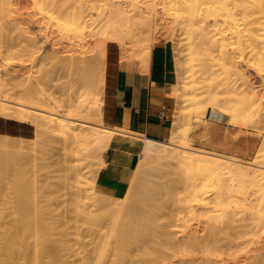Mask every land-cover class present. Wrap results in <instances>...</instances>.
<instances>
[{
	"label": "bare ground",
	"instance_id": "1",
	"mask_svg": "<svg viewBox=\"0 0 264 264\" xmlns=\"http://www.w3.org/2000/svg\"><path fill=\"white\" fill-rule=\"evenodd\" d=\"M139 4L141 6H139ZM156 6H159L162 14L171 15L172 18H174L173 23H175L177 28L179 27V30L181 32L183 31L182 34L185 33L186 36V45H183L184 47L186 46L184 54L188 56L186 57L185 55V57L186 59L189 58L186 65L184 63L187 62V60H184L185 62L183 63V65H185L183 72L186 77H183L184 74L180 76L177 74L178 70H176V68L181 70L183 68L177 67L178 64L174 60V78L172 83L173 90L180 91V93L182 90L185 91L183 85L186 84L187 80L188 83L191 81V88L193 85H198L195 86V89L197 90H203L206 88V91H203L205 94L207 93V96L209 95L208 97H205L208 98V100L205 99L208 101L207 103L204 102L205 100L202 101V99H199L203 96L202 94H204L202 92L201 96L199 94L200 91L199 93H196L201 96L199 97L197 95L199 97L198 100L196 99L197 97L194 98L195 96H189L188 99H186V102H189L191 108L194 107L195 109V107H199V109L195 111L196 114L199 113L203 107L204 114L205 106L208 105L211 109L210 117L212 121L223 120L224 116L228 114H231L232 119H234V115H237L235 114L236 109H238V107L241 108V106L236 107L235 104L241 105L244 100V110L241 112L243 120L252 119V115L256 117L257 114V116L261 115L259 117H262L261 119H263L264 122V0H0V48H3L2 50L0 49V66H2L1 63L4 61L3 54L5 52H11L12 49L16 48L14 54L12 53L8 64L18 67L17 69H11V72L6 70L4 74H0V117L33 126L36 130V136L31 139L0 135L3 139H9V142H7V140L5 141V139L4 141L0 140V200L6 201L10 205L11 210V220L9 224L4 227H0V264H65L61 257L63 258L62 252L66 250L67 242L65 241H68L66 239L69 238L66 236H69L71 233L68 231L69 234L66 235L68 229L66 228L67 226H63L64 223L59 224V221L54 222V220H56L52 215L54 212L49 214L50 210H47L48 206L47 208L43 207L46 208L44 210L41 208V206H43V202L47 198V195L46 197L45 195L43 196V192L47 190L46 187L48 186H45L46 182H44L43 186L39 185V183L41 184L42 182V179H40V182L38 181L40 177L38 179L37 177L34 179L32 178V182H30L32 179L28 181L29 173L27 174V167L25 168V166L29 163L32 165V162L30 159H27V157L30 156V158L33 159V153L30 154L29 152L35 150L37 146L42 145L46 140H52V138L56 136L59 137L62 142L61 149L64 156L63 158L65 159L61 160H64L63 163L67 169L65 167L64 168L66 172H71V175L69 174L71 177L69 181L72 182L71 185L68 183L70 185L68 186V189L72 187V189L74 188L73 190H75V193L74 191H69V193H72V195L75 196L71 197V194L69 196L72 198V201L78 200L81 202L83 199L82 203L84 204L85 201L87 202V200H89L88 203L90 206L86 203L85 207H88L86 209L88 210L90 207L91 209H95L91 211L89 209L86 211L85 207H83L81 211L78 208V201H75L76 203L74 201L72 202L75 203V205L72 204L73 206H76V204L78 205L74 208L76 210L75 213L77 212V218L80 217L82 219V223L80 224L83 225L84 223L89 227L87 229L90 234L93 235L91 238L92 241L94 239L99 242L101 253L98 254V256L100 257L101 255V257L100 259L98 257L99 260H97L95 259L96 257L94 258L93 256L94 260L97 262L99 261L98 263L96 261V263L92 262L93 264H143L138 261H141L142 259L143 261H146L150 256V259L153 260H149L151 264H167L171 257H175L174 252L176 251L181 253V256L180 253L179 256L181 258L183 257L182 259L185 258L184 252H181L183 248H179L184 243L185 247L190 249L189 251L191 252V256L187 255V259H185L186 261L190 257L198 258L200 256L198 255L197 257L194 253H192V247L194 249L193 251H195V249L199 251L200 249V251L206 255L203 256L201 253V256H203V258L205 257L206 260L209 258V255L211 257H215V261L210 262L211 264L214 262V264H228L225 262L223 256L227 255L230 250L240 247L238 242V239L242 238L240 236L250 235L252 238H255V236H258L260 233H264V193L257 196H260L259 198L261 199L263 197L261 202L259 201V198H255V195L252 193L254 198L251 196V200L253 199L255 201L257 199L256 201L263 205L262 208L259 207L258 203H256L258 207L256 209L255 206H253L255 203L253 204V201L248 202V198L236 200L234 197L229 196V189L227 190V187H225L228 185L225 180L233 181L236 179L243 180L244 182L248 181L250 186H255L259 183V181L263 182L264 149L261 151V155L260 153L255 155V157H257L259 154V160L254 159L255 161L253 160V162H241L236 159L228 160L229 158L226 161V159L220 155L194 150V148L192 149L190 145L188 146L186 143L187 140L181 142V140H185L184 138L187 135L184 133L187 132L182 130V127L184 126L181 127L180 123L183 125L184 118L185 120L186 118L189 119L187 116L184 117L181 111L180 113H177L180 115H177L176 112L174 113L176 115L172 117L173 121L170 136L165 141H156L144 138L143 135H137L140 137L139 139L143 140L142 144H140L137 148L139 162L130 173L128 177V185L126 184L127 188L121 197L106 195L97 190L95 179L96 176H98L97 174L99 170L105 166L104 157L109 150H112L111 147H119L120 140L117 139L115 135L122 131L115 128L113 125L116 87L114 81L116 80L117 65L120 59L126 57L124 59L140 62L143 70H146V72L149 69L148 66L150 63L151 51L153 45L157 41L156 37H158L154 35L156 28L153 23V21L156 20L154 16H157L155 14L156 9L154 8ZM128 7H131L132 9ZM39 21H41V23ZM45 21L49 22L47 23L48 26L50 22H53L54 25H61L62 27H57L58 29L56 26L53 27L56 29H51L59 33V31L63 28V30H65L71 38H76V41H81L82 38L88 37L93 40V46L97 45L95 39H98L99 42L102 41L100 43L107 46L105 48L102 45L104 48L101 49V51H98L96 56H89L87 59H79L78 57L64 59L59 56L60 53H57L59 51L56 50L57 48H52V46L54 47L53 44L55 42H49L52 45H50L52 54L48 53L49 57H47L49 61L47 62H49V65L55 67L54 71H58L59 69H63L65 71L67 70L70 72V75L73 73V75L78 78L81 83L79 81L78 82L82 84V86L85 84L84 88L86 94L88 95L86 103H76L73 98L66 95V89H61L60 97H56L53 93H47V90L54 85V81L51 79V76L53 75L51 74L50 76L51 71L48 72L51 69L49 68L47 71V68H44L45 65L43 63L40 64L43 70H41V73H33L28 68L25 69V65L30 66L34 59V55L38 52L36 50L37 52L33 53V47H35L38 42L36 37H33L34 34L31 37L29 35L31 33H23L24 27L26 28L25 25H29V23L36 26L38 22L42 24L45 23ZM45 25L44 28H47L48 26L45 27ZM22 26L24 27L22 28ZM41 26H43V24ZM39 28L36 29L37 34L40 30L44 29L42 28L38 30ZM52 30H50V32ZM43 31L47 33L48 29L47 31L46 29ZM43 31H40L43 36L39 33V37H45L46 33L44 35ZM61 34L62 33L58 35L64 36V33L62 35ZM19 38L21 43L18 42ZM71 38L69 40H71ZM74 39L72 40L74 41ZM182 39H184V37ZM43 40L46 41L45 39ZM82 40H85V38ZM176 41L178 42V40ZM15 42L20 43V46ZM77 43L80 44L79 42ZM77 43L76 47H78ZM82 43L83 41L80 45H82ZM69 45H73L72 41ZM112 46V49H114V47L118 48L122 46L121 50L123 51H120L119 53L118 50H120V48L117 50L115 49L118 51V57L116 54L114 59L113 55V57L111 56L112 59L111 57L109 59L104 52H107L109 47L111 48ZM73 47L72 50H74ZM86 47L89 46L86 45ZM92 48L89 49V52L93 51ZM80 49L84 50V47H80ZM74 51L78 50L75 49ZM116 51H114V55ZM85 52H87V50ZM111 54H113V52ZM140 55L142 56L139 57ZM109 64L112 68H110ZM96 67H98L102 73L97 74L93 70L97 69ZM86 69L90 70V72L88 71L89 73H91L92 69L95 72L94 74L92 71V75L94 76L88 75L89 73H86L87 75H85ZM141 69H139V71ZM107 70L113 72L110 74ZM1 71L3 73V70ZM35 71L37 70L35 69ZM243 71L248 72V75L244 74ZM106 72L111 76L113 75V77H111V79L113 78L112 82L110 81L111 79L108 78L110 77L109 74L107 76ZM73 75L71 76L74 77ZM179 77L180 79L183 77L187 80L185 81L182 78L183 80L181 79V82H178V80L180 81ZM53 80H55L54 77ZM51 83L52 85L50 86ZM180 83L183 84L180 85ZM179 85L182 90H180ZM46 86L47 88L49 86L50 87L46 90ZM101 88L104 89V92L101 91ZM193 90L192 94L194 95L195 93H193ZM237 95H239V99L241 101L238 97H235ZM175 97L180 98L181 96L177 95ZM236 98L241 103L234 102V105H232L233 100L235 101ZM200 100L202 101V104L205 103V106H201ZM199 104L202 109H200L201 107ZM238 110L241 111V109ZM238 114H240V112H238ZM187 115L189 116L190 114ZM231 116L228 115V118L230 119ZM189 117H191V115ZM236 118L240 117L236 116ZM236 118L235 121H242L241 119ZM232 119L230 120L232 121ZM261 119L258 118L260 122H262ZM230 120L228 121L231 122ZM237 123L235 122L236 125H234L238 126L240 124ZM248 123H250L249 120L246 124L248 125ZM256 124L258 125V123ZM242 125L241 127H244V124ZM247 125L245 127H247ZM252 125L249 129H252ZM256 131L259 130L256 129ZM131 135L136 136L134 134ZM10 139H19L20 141L13 143L10 142ZM22 141H26L27 144L22 143ZM180 142L181 144L183 143V146L178 144ZM67 146L69 147V150L67 149ZM71 147L72 149H70ZM21 157L22 159L28 161L24 164L19 163ZM96 159L98 160V162L96 161L97 166L95 165L96 162H93ZM13 160L15 163L18 161L19 166L15 167L18 169L12 167L15 166V163L11 164ZM58 161L56 160L57 163ZM153 161L156 163L161 162V165H164L165 162L168 168L170 165H175L179 167V169L182 168L183 174L186 173L184 178L188 176V178H186L188 179L187 182L190 181V184H188V189H190V191H187L188 189L186 187L183 188V182L181 183L182 180L180 181L177 178L179 175H177V177L176 175L171 176L175 179L174 181L172 178L169 179L167 177L169 176L167 172L168 170L166 171L167 173H165L167 174V176L165 175V178L162 177L163 174L161 171L162 175L160 178H168L167 180L169 182L167 180L165 183H162L159 180L158 182L161 183H158L157 180L155 181L151 174L152 168H154V166L152 167V163H154ZM63 163L61 165H63ZM91 166H93V168ZM170 167L171 168H169V170L174 168L172 166ZM44 168L46 167L43 166V169ZM183 168L186 170L184 171ZM90 169L92 170V184H89L90 188H87L88 184L86 187L87 182H83V180H85L83 177L85 175L86 177L88 176L91 172ZM157 170L158 167H156V172ZM37 171L38 170H36V172ZM40 171L43 172V170ZM46 171H48V169ZM46 171L45 174L47 173ZM175 171L174 174H176ZM36 172H33L35 173V176H39V171L37 174ZM159 172L160 171H158V174ZM172 173L173 170L171 175ZM45 174L43 175L44 178ZM32 175L34 176V174ZM32 175L30 176L33 177ZM50 178L51 177H49V179ZM208 181H215L213 182L214 185H211L213 183H209ZM243 181L241 182L243 183ZM49 182L52 183L51 180L48 181V183ZM180 184L182 186V190L187 189L186 191L189 194H187L184 190L183 193L181 189L178 188ZM245 184L242 186L244 187ZM208 185H210L214 191L216 189V195L211 197V199L209 198L210 195H207L208 188H211ZM260 186L261 185H259V187ZM263 186L262 188L260 187V191L256 189L258 193H262L264 190ZM246 187L248 188V186H245L244 188ZM175 188H178L177 190L185 194V196L178 195ZM72 189L70 188V190ZM159 189L163 190V193H165L166 197L161 194V196H164L165 199L159 196ZM45 193L46 192H44V194ZM243 196L245 197V194ZM73 197H75V199H73ZM49 199L47 198L46 200ZM70 206L71 205H69V207ZM41 209L43 211L46 210L48 214L46 212H44L46 215L42 213ZM236 209L237 211L239 209L244 212L246 210L250 214V220L246 221L247 217H244L245 220L241 217V219H239V216H236ZM70 210L74 211L72 209ZM185 210L190 214L186 212L183 213ZM198 211L201 213L203 211L204 216L201 215L200 217L198 214L201 213ZM208 212L210 214H208ZM240 212L241 211L238 213ZM211 213H213V215ZM187 214L190 215H188V217H190L189 219L192 220L193 223H199L202 217L204 218L205 216L206 217L202 219L203 223L205 219L208 221L206 223H212V225L211 223L208 224L211 225L210 228L209 226L207 227L208 229L206 228L208 231L204 229L206 227V223L203 224L204 228H202V230L204 231V236L200 235V237H198L199 235H195L196 231L190 227L191 224L188 225L191 221L189 222L188 220V224L185 221V219L188 218ZM47 215L52 216L51 218L54 220H51V218H49L50 216L48 217ZM241 215L242 214L240 213V216ZM208 216L209 218L207 219ZM235 217L239 220L237 218L236 220ZM194 218H199L200 220L196 222ZM32 219L37 222L34 226L31 224ZM58 219L60 220L62 218H57V220ZM74 219L75 218H73V222ZM60 221L62 223L64 220ZM239 221H241V223ZM64 222H67V220ZM74 223L76 224L77 222ZM60 225L64 228L62 229ZM104 225L109 229L107 237L104 235L106 232L103 233L101 231L102 228H105ZM187 226L194 231L192 230V232H190L191 230H189L186 233L188 230ZM79 228L81 230L82 228L84 229L82 226H79ZM195 228L197 229V227ZM79 230L76 231L79 232ZM84 231H86V228ZM241 231H244L245 233L241 234ZM258 232L260 233L257 235ZM184 233L186 235L185 239L180 238V240L178 236L184 235ZM173 235L178 237L176 239H179L178 243L180 246L176 245L179 247H173L175 248L174 252H172L173 254L171 253L170 259L164 263L165 260H167L166 257H168L167 253H164L170 247L167 243H170L169 245H171L172 239H175L174 237L172 238ZM79 236H76L77 238H75L78 242L80 241ZM86 236H82V238L86 239ZM65 237L66 239H64ZM74 237L75 236H73V240ZM109 238L112 239V241H109ZM92 241L89 242L92 243ZM181 241H184L183 244H181ZM156 242L159 243L158 246H156ZM32 244L34 257L32 256L33 258L31 259ZM162 244H165V246L168 247L163 253L161 250L164 251L165 246ZM186 244L190 248H188ZM260 244L261 243L259 242L258 246H254V250L256 251L255 254H246L244 255L245 259H241L244 262L239 261L243 264H263L264 258L260 259V256H262V254L264 255V251L261 250L263 249L264 244H261L262 247ZM69 245L67 247H70ZM161 246H163V248ZM77 247L81 248L80 246ZM141 248L143 249L142 254L139 253L137 256L134 255L136 258H133L134 256H131L130 252L134 250L139 252ZM177 248H179V251ZM186 248L184 251H187ZM197 250L196 252L198 253ZM78 251H76V253ZM94 251L95 249L91 252ZM109 251L113 253V255H110L113 256L112 260L108 259L109 257L107 256L109 255H106ZM188 252L187 254L190 253ZM94 253L92 254L95 255ZM63 254H65V252ZM92 254H87L86 256H92ZM162 254H164L165 258ZM142 255L147 256L140 257L142 258L140 259L139 256ZM230 255L232 254L230 253ZM84 257L85 255L81 258L84 259ZM162 257L164 259H162ZM45 258L48 259L47 262H44ZM196 258L191 259V261L189 260V263H186L184 260L183 261L186 264H190L191 262H198L196 264H210L203 258L200 260ZM127 259L131 260L127 261ZM91 260L94 261L90 257L89 260H85V263L84 261L82 262L83 264H91ZM147 261L145 264H149ZM183 261L181 260V264ZM239 261H237V264ZM234 264H236V262H234Z\"/></svg>",
	"mask_w": 264,
	"mask_h": 264
},
{
	"label": "rangeland",
	"instance_id": "2",
	"mask_svg": "<svg viewBox=\"0 0 264 264\" xmlns=\"http://www.w3.org/2000/svg\"><path fill=\"white\" fill-rule=\"evenodd\" d=\"M99 4V3H98ZM97 4V5H98ZM100 5V4H99ZM139 6H141L140 4H139ZM158 9H157V8ZM156 7H154L155 9H156V17L154 16V18H156V20L155 21H153V23H154V25H155V33H154V35H156V36H158V37H156V39H157V41L155 42V44L153 45V47L154 46H156V45H166L167 47H168V50H169V55H170V59H171V63H172V65H173V71H174V60L176 61V63L178 64L177 65V67H182L183 69L181 70V69H178V68H176V70H178V72H177V74H179V76L180 75H182V74H184V72H183V70H184V67H185V65H186V63H188V59L189 58H187L186 59V57H188L186 54H184L185 53V50H186V46L184 47L183 45H186V36H185V33L184 34H182L183 33V31L181 32L179 29V27L177 28V25L175 24V23H173L174 22V18H172V16L171 15H165V14H162V12L160 11L161 9H159V6H156ZM128 8H130V9H132L131 7H128ZM127 8V9H128ZM130 9H128V10H130ZM29 12V11H28ZM157 12H158V14H157ZM161 14H160V13ZM162 16H164V17H162ZM171 16V17H170ZM172 18V19H171ZM162 22H161V21ZM159 21V22H158ZM40 23H41V21H39ZM37 23V25L35 26V25H33V24H30L29 22V25L28 24H24L25 26H26V28H28V29H26L24 26H22V28L24 27V31H23V33H27V34H29V33H31V34H29L31 37L33 36V34H34V36L33 37H36V39H37V42H38V44L35 46V47H33L34 49H35V51H34V49H33V53L34 52H37V54L36 55H34V59H33V63L31 62V64H30V66H28V65H25V69H29L31 72H33V73H41V70H42V67H41V63H43L45 66H44V68H47L46 70L48 71V69L50 68L51 70H49L48 72H50V76H51V74L53 75V76H51V79H52V81H54V85H55V87H54V85H52V83L50 84V86H51V88H49V90H47L48 88H47V86L45 87V89L48 91H46L47 93H49V94H52L53 93V95H55L56 97H60V93H61V89L62 90H64V89H66V95H68L70 98H73V100H75V102L76 103H81V102H84V103H86L87 102V100H88V95L86 94V91H85V88H84V85L85 84H83V86H82V84H80L81 82L78 80V78L77 77H75L74 75H73V73H71V75H73L74 77H72L71 75H70V72L69 71H65V70H58V71H54V68L55 67H53V66H51V65H49V62H47V61H49V59H48V57H49V54H52V51H51V47H50V43L49 42H55L53 45H54V47L52 46V48H57L56 50L58 51L57 53H60V55L59 56H61L62 58H64V59H68V58H75V57H78L79 59H87V57H89V56H96L97 54H98V51H101V49H103L104 47L106 48L107 46H105L103 43L101 44L100 42H102V41H100L99 42V40L98 39H95V42L97 43V45H94L93 46V40H91L90 38H88V37H84L85 38V40H82V39H84V38H82L81 39V41H76V38L74 39V38H71L68 34H67V32L65 31V30H63V28H62V30L61 31H59V33L58 32H56L55 30H52V29H56L57 27H62L61 25H54V23L53 22H50V24H49V26H48V24L47 23H49V22H46L45 21V23H42L43 24V26H41L42 24H40V23ZM44 22V21H43ZM166 22V23H165ZM52 23V24H51ZM38 24H39V26H38ZM45 24H47V25H45ZM158 24V25H157ZM44 25H45V27H47V28H44ZM52 25V26H51ZM172 25V26H171ZM176 25V26H175ZM51 26V27H50ZM54 26H56V28H53ZM39 28V27H41V28H39L38 30H40V29H42V28H44V29H46V31H47V29H48V31H47V33L49 32V33H51V34H47L46 32H44L43 30H40V31H43L42 33L45 35V33H46V35H45V37H41V36H43L41 33H40V31H39V33L41 34V36L39 37L38 35H40L39 33L37 34V32H36V29L37 28ZM158 27V28H157ZM176 28V29H174V28ZM52 28V29H51ZM173 28V29H172ZM25 29H26V31H25ZM58 29V28H57ZM28 30V31H27ZM50 30H52L51 32H50ZM180 31V32H179ZM17 32V31H16ZM15 32V33H16ZM178 32V33H177ZM19 33V32H18ZM56 33H58V34H60V33H64V36H59L58 34H56ZM67 35H66V34ZM2 34V33H1ZM27 34H25V35H27ZM54 34V35H53ZM61 34V35H62ZM161 34V35H160ZM3 35V34H2ZM28 35V36H29ZM48 35V36H47ZM49 35H50V37H52V38H50L49 37ZM68 36V37H66V36ZM54 36V37H53ZM48 37V38H47ZM71 38V40H69L70 38ZM184 37V39H182ZM48 40H50V41H48ZM88 38V39H87ZM43 39H45L46 41H44ZM54 41H53V40ZM72 39H74V41L72 40ZM181 41H180V40ZM19 40V41H18ZM17 41L18 42H20V38L18 39ZM43 40V41H42ZM56 40V41H55ZM98 40V41H97ZM176 40H178V42H182L181 43V45H180V43H178ZM21 41H22V38H21ZM71 41H72V43H73V45L72 46H70L69 44L71 43ZM83 41V43H82V45H80L81 44V42ZM85 41V42H84ZM125 41V40H124ZM18 42H15V43H18ZM45 42V43H44ZM48 42V43H47ZM77 42H79L80 44H78L77 43V45H78V47H76V43ZM93 42V43H92ZM99 42V43H98ZM165 42V43H164ZM21 43V42H20ZM20 43H18L19 44V46H20ZM75 43V44H74ZM87 43V44H86ZM174 43V44H173ZM22 44H23V42H22ZM21 44V45H22ZM33 44V43H32ZM40 44V45H39ZM87 46H89V47H86V45ZM92 44V45H91ZM43 45V46H42ZM85 45V46H84ZM104 47H103V46ZM74 46V47H73ZM90 46H91V48L93 49V51L92 52H89V49H91L90 48ZM72 47H73V49L75 50H78V51H74V50H72ZM80 47L82 48V47H84V50L83 49H80ZM85 47H86V49H85ZM99 47H100V49H99ZM181 47V48H180ZM37 48V49H36ZM77 48H79V49H77ZM88 48V49H87ZM113 48V46L110 48L109 47V50H107V52H104L106 55H107V57L110 59V57L112 56L113 57V59L115 58V56H116V54H117V57H118V51H119V53H120V51H123V50H121V48H122V46L121 47H118V48H116V47H114V49H112ZM120 48V50H118V51H116L117 49H119ZM1 50L3 49V48H0ZM15 49L16 48H14V49H12L11 50V52H5L4 54H3V58H4V61H3V63H1L2 64V66H0V74H4L5 72H6V70L8 71V72H11V69H17L18 67L17 66H14V65H9L8 64V62H9V59L11 58V56H12V53L14 54V52H15ZM116 49V50H115ZM37 50V51H36ZM56 50H55V52H56ZM87 50V52H85ZM105 50V49H104ZM183 51V52H181V51ZM31 51H32V49H31ZM114 51H116V53H115V55H114ZM47 52V53H46ZM113 52V54H111V53ZM178 52H179V54H181V55H179L178 54ZM39 53V54H38ZM49 53V54H48ZM53 53H54V49H53ZM104 53H102V54H104ZM111 55H110V54ZM184 54V55H183ZM106 55H105V57H106ZM109 55V56H108ZM185 55H186V57H185ZM48 56V57H47ZM142 55H140L139 57H141ZM112 57H111V59H112ZM180 57H181V62H180ZM124 58H126V57H124ZM124 58H122V59H120L119 60V63L121 62V61H124V60H128V59H124ZM139 59H141V58H139ZM34 60H36V61H34ZM184 60H187V62H185ZM180 62V63H179ZM185 62V63H184ZM46 63V64H45ZM48 63V64H47ZM118 63V64H119ZM183 63L185 64V65H183ZM195 64V63H194ZM34 65V66H33ZM47 65V66H46ZM110 65V64H109ZM109 65H108V69H109ZM35 66H37L38 67V69H37V67H35ZM49 66V67H48ZM146 67V66H145ZM149 67V66H148ZM57 68V67H56ZM97 69H93L97 74H100V73H102L101 72V70L98 68V67H96ZM110 68H112L111 67V65H110ZM35 69L38 71H35ZM1 70H3V73H2V71ZM33 70V71H32ZM92 69H91V73H89L90 72V70L89 69H86L85 70V75H87L88 73V75H90V76H94V75H92L93 73H92V71H93ZM13 71V70H12ZM43 71V70H42ZM54 71V72H53ZM65 71V72H64ZM89 71V72H88ZM93 71V72H94ZM109 71V73L111 74L112 72H110V70H107V72ZM145 71V70H144ZM95 72H94V74H95ZM106 72V73H107ZM246 71H243V73L244 74H246V75H248L247 73L248 72H246ZM87 73V74H86ZM109 73H107V76H108V74ZM104 74V73H103ZM109 74V76L110 77H108L109 79H111V77H113V75L111 76ZM54 75H56V76H54ZM105 75V74H104ZM1 76V75H0ZM53 77H54V79L55 80H53ZM183 77L185 78L186 76H185V74L183 75ZM183 77H181V79L183 78ZM76 80H74V79ZM183 78V79H184ZM113 79V78H112ZM110 80L111 82L113 81V80ZM179 79H180V77H179ZM181 79H180V81L178 80V82H181ZM182 79V80H183ZM115 80V79H114ZM185 81L187 80V79H184ZM78 82V83H75V82ZM188 81V80H187ZM186 81V84L185 85H183L184 87L183 88H185V91H183L182 89H181V86L180 85H182L183 83H185V82H183L182 84L180 83V85H179V87H180V90H182L181 91V93H180V91H174L173 90V87H171V93L169 94V96L172 98V101H173V104H174V113L176 112V114L179 112L180 113V111H181V113H182V115L185 117V116H187L189 119H187L186 118V120H185V118H184V120H183V125H182V123H180L181 124V127L182 126H184V127H182V130L183 131H185V132H187V133H184L183 131V133L184 134H186L185 136V140H181V142H184V141H186L187 140V144H188V146L190 145V147L193 149L194 148V150H198V151H202V152H206V153H212V154H215V155H220V156H222V157H224L225 159H226V161H227V159L228 160H231V159H236V160H239V161H241V162H253V160L254 159H258L259 160V154L257 155V157H255V155L257 154V153H260V155H261V151H263V149H264V122H263V119H261L262 117H259V116H261V115H259V116H257V114H256V117H254V115H252V119L250 120V119H248L249 120V122L250 123H248V125L246 124L247 122H248V120H246V119H244L243 120V118L241 117V112L244 110V100L242 99V97L240 96V98L243 100L242 101V104L241 105H239V104H235V106L237 107V106H241V108L240 107H238V109H241V111L240 110H238V109H236V113L235 114H237V115H234L235 117H234V119H232V116H231V114H228L229 116H231V118L230 119H232V121L228 118V115H225L224 116V118H223V120L221 119V120H218V121H212V119H211V109L209 108V106L207 105V106H205L204 104L205 103H207L208 101H206L205 99H207L208 100V98H205V97H208L207 96V93L205 94L204 93V91H206V88L205 89H201V90H197V89H195V86H198V85H193L192 86V88L194 89H192L191 88V85H192V83H188ZM116 82V80L114 81V83ZM83 83V82H82ZM195 83H197V82H195ZM76 84H78V85H76ZM80 85H81V87H80ZM88 85H91V84H88ZM112 85V84H111ZM190 86V87H189ZM62 87V88H61ZM84 89H83V88ZM191 88L192 90H193V93H199V91H200V95L202 94V92L204 93V94H202L201 96L199 95V94H192V90L191 89H189V88ZM189 89V92H188V89ZM197 88V87H196ZM103 88H101V91H103L104 92V89L102 90ZM190 91H191V93H190ZM197 91V92H196ZM190 93V94H188V93ZM187 94H188V96H187ZM259 94H261V93H259ZM181 96L180 98H178V97H175V96ZM199 97H201V98H199ZM194 97V98H196L197 100H198V98L199 99H202V101L203 100H205L204 102L205 103H203L202 104V101L200 100V104H201V106L203 107V105L205 106V111H204V114H203V109H204V107H203V109H202V107L200 106V104H199V106L201 107L200 109H202L199 113H197L196 114V110L197 109H199V107H195V109H194V107H192L191 108V105L189 104V102H186V99H188V97ZM235 97H238V99H239V95H237V96H235ZM238 99L236 98V100L234 101L233 100V104L232 105H234V102L235 103H241V102H239L238 101ZM185 100V101H184ZM240 100V99H239ZM184 103H183V102ZM241 101V100H240ZM183 104H182V103ZM198 102V101H197ZM181 103V104H180ZM186 104V105H185ZM179 105H180V107H179ZM190 105V106H189ZM230 106H231V102H230ZM234 106V107H235ZM179 109H178V108ZM184 107V108H183ZM191 110V111H190ZM192 110H194V111H192ZM190 112V113H189ZM191 112H192V114H191ZM195 112V113H194ZM232 112V111H231ZM238 112H240V114H238ZM173 113V115H172V117L174 116V115H176V114H174ZM190 114L191 115V117H189L187 114ZM202 113V114H201ZM199 114V115H198ZM177 115H180V114H177ZM196 115V116H195ZM236 116H239L240 118H236ZM194 117V118H193ZM193 118V119H192ZM235 118L236 119H241L242 121V123L240 122V120H239V122H238V120H236L235 121ZM258 118H260L261 120H262V122H260V120H258ZM0 119H4V118H2V117H0ZM190 119H191V121H190ZM258 120V121H256V120ZM6 120H10V119H6ZM189 120V121H188ZM228 120H230L231 122H229ZM246 120V121H245ZM256 122H255V121ZM13 121V120H12ZM205 121V122H204ZM234 121V122H233ZM16 122V121H15ZM182 122V121H181ZM185 122V123H184ZM210 122H214V123H219V124H221V125H223V126H229V127H231L232 129H233V137H232V139H233V141H235V142H240L241 140H244V141H248L249 143H250V145H251V148H252V154L251 155H249V156H240V155H238L237 153H236V151H234V150H231V151H229V152H225V151H223V150H214V149H210V148H208L207 146H206V140H205V134H204V130L206 129V126H207V124L208 123H210ZM226 122V123H225ZM227 122H228V124H227ZM233 122V123H232ZM235 122L237 123H240L238 126H235L236 124H235ZM246 122V123H245ZM254 122V123H253ZM19 123V122H18ZM232 123V124H231ZM237 123V124H238ZM252 123H253V125H252ZM256 123H258V125L256 124ZM22 124V123H21ZM235 124V125H234ZM242 124H244V127H241V125ZM250 124V125H249ZM256 124V125H255ZM234 125V126H233ZM247 125V127H245ZM251 125H252V129H249V128H251ZM255 125V126H254ZM262 125V126H261ZM243 126V125H242ZM250 126V127H249ZM259 126V127H258ZM255 127V128H254ZM258 127V128H257ZM262 127V128H261ZM184 128H186V129H184ZM261 128V129H260ZM29 129H31V133H30V135L28 136V137H24V138H29V139H31V138H34L35 136H36V130H35V128L33 127V126H30L29 125ZM188 129V130H187ZM256 129L257 130H259V131H256ZM198 130H200L201 132H203V133H201V134H199V135H197V131ZM184 134H183V137H184ZM204 134V135H203ZM7 136H9V135H7ZM11 137H17V136H11ZM187 138V139H186ZM5 139V138H4ZM4 139L2 138V137H0V140L2 141H4ZM7 139H5V141H6ZM11 141L10 142H18V141H20L19 139H10ZM7 142H9V139L7 140ZM181 142L180 143H178V144H180V146L183 144H181ZM262 142V143H261ZM20 143V142H19ZM22 143H26L27 144V142L25 141V142H23L22 141ZM261 145H263V146H261ZM183 146V145H182ZM61 147H62V142H61V140H60V138L59 137H53L52 138V140H46L42 145H39V146H37L36 148H35V150H33V151H31V152H29L30 154L31 153H33L32 154V156H33V159L32 158H30V156H28L27 157V159H30V161L32 162V165H31V167H30V165L28 164V165H26L25 166V168L27 167V169H26V172H27V174H28V176H29V179H28V181L29 180H31L32 178L34 179V178H36L37 177V179L39 178V182L41 181L40 179H42V182H41V184L39 183V185H44V182H46L45 183V186H48V187H46V189H43V190H46V191H44V192H46L45 194H44V192H43V196L45 195V197H46V195H47V198L49 199V197H50V199L49 200H46L45 199V201L43 202V206H41V208L44 210V209H46L47 208V206H48V211H49V214L52 212H54L52 215H53V217L56 219V220H54L53 218H51L52 216H50V215H47L49 218H51V220H54V222L55 221H59L60 223L59 224H69V225H64L63 224V226L64 227H66L68 230H67V233H66V235L67 234H69V233H71V234H69V236H66L68 239H66V237L64 238V239H66V240H68V241H65V242H67V244H66V250L64 251L65 252V254H63L64 252H62V256H63V258L61 257V259H63L64 260V263L65 264H80V263H82L83 264V262L82 261H84V263L86 262L85 260H89V258L91 257V259H93L94 260V258L95 259H97V260H99L100 259V257H101V255H100V257L98 256V254H100L101 253V250H100V247H99V242H97V241H95L94 239H93V241L91 240V238H92V236L93 235H91L90 234V232L88 231V229L87 228H89L88 226H86L84 223H83V225H85V226H83L82 224H80V223H82V219L80 218V217H78L77 218V216H76V213H75V208L74 207H77L78 205H79V209L82 211V209H83V207H85V205H86V203L89 205V200H87V202L85 201V199H84V201H85V204L84 203H82V201H83V199H82V201L81 202H79L78 200H73L74 202L76 201H78L77 203H79L78 205L76 204V206H73L72 204H74L75 205V203H72L73 201H72V196H75V195H72V193H69V191H74V193H75V190H73L72 189V187H70L72 190H70V188L68 189V186H70L71 185V182L69 181L70 179H71V177H70V173L71 172H66V170H65V165H64V163H63V161L61 160V159H65V158H63L64 156H63V152H62V149H61ZM69 147L67 146V149H68ZM70 149H72V147L70 148ZM259 149H260V152H259ZM69 150V149H68ZM258 151V152H257ZM263 153H264V151H263ZM62 155V156H61ZM62 157V158H61ZM231 157V158H230ZM58 159H59V161H60V163H59V161H58ZM72 159V158H71ZM33 160V161H32ZM56 160L58 161V163L56 162ZM28 160H25V159H22V157H21V159L19 160V163H26ZM98 162V160L96 159V160H94L93 162L95 163V162ZM255 161V160H254ZM13 162V163H12ZM11 162V164H14L15 163V161L13 160ZM33 162H34V164H33ZM69 162V161H68ZM97 162H96V166H97ZM154 162V161H153ZM19 163H18V161H16V163L14 164L15 166H12V167H18L19 166ZM56 163V164H55ZM63 163V165H61ZM153 165H152V167L154 166V168H152V171H151V174H152V176H153V179L156 181L157 180V182H158V180L159 181H161L162 183L164 182H167L168 180V178L170 179V178H172L171 176H175L176 175V177H177V175H179V177H177L180 181H181V183L183 182V188L184 187H186L187 189L189 188V185L188 184H190V181L189 182H187V180L188 179H186V178H188V176L186 177V178H184L185 177V174H183V172H182V168L181 169H179V167H177V166H175V165H170V166H172V167H174L173 169H170L169 170V168H171L170 166H169V168L167 167V165L165 164V162H164V165H161V162L159 163V162H154V163H152ZM163 164V163H162ZM61 165V166H60ZM161 165V166H160ZM32 166H35V167H32ZM43 166L44 167H46V168H44V169H48V171H46V170H44L43 169ZM63 166V167H62ZM160 166V167H159ZM65 167V168H64ZM92 168H93V166H91ZM90 167V168H91ZM156 167H158V170H157V172H156ZM42 168V169H41ZM96 168V167H95ZM168 168V169H167ZM15 169H18V168H15ZM35 169V170H34ZM67 169V168H66ZM155 169V170H154ZM166 169V170H165ZM177 169H179V170H177ZM28 170V171H27ZM30 170H31V172H30ZM36 170H38L37 172H38V174H40L39 176L37 175V176H35V173H33V172H36ZM40 170H43V172L42 171H40ZM91 170V169H90ZM168 170V171H167ZM172 170H173V173H172V175H171V172H172ZM176 170V171H175ZM183 170L185 171L186 169H184L183 168ZM45 171L47 172L46 174H45ZM68 171V170H67ZM158 171H160L159 172V174H158ZM161 171H162V174H163V178H165V175L167 176V174H165V173H167L168 172V174H169V176H167L168 178H166V179H163V178H160L161 177ZM167 171V172H166ZM170 171V172H169ZM174 171L176 172V174H174ZM37 172H36V174H37ZM178 172V173H177ZM41 173H43V174H41ZM67 173V174H66ZM32 174H34V176L32 175ZM45 174V178H44V175ZM70 174V175H69ZM91 174H92V170H91V172L88 174V176L86 177V175L83 177V179H85V180H83V182L84 183H86V187H87V184H88V187L87 188H90V185L89 184H92V179H91ZM30 175H32L33 177H31ZM50 175V176H49ZM160 175V176H159ZM184 175V176H183ZM188 175V174H187ZM27 176V177H28ZM48 176V177H47ZM53 176V177H52ZM66 176V177H65ZM31 177V178H30ZM47 177V178H46ZM49 177H51L50 179H49ZM57 177H59V178H57ZM93 177V176H92ZM44 178V179H43ZM68 178V179H67ZM157 178V179H156ZM175 178V177H174ZM33 179L30 181V182H32L33 181ZM45 179H46V181H45ZM47 179H48V181H50L51 180V182L52 183H48V181H47ZM173 179V178H172ZM59 182H58V181ZM65 180H67V181H65ZM163 180V181H162ZM165 180V181H164ZM167 180V181H166ZM175 179H173V181H174ZM177 180V179H176ZM235 180V181H234ZM233 181H231V180H229V181H226L225 180V182L228 184V185H226V183H225V187H227L226 189L228 190L229 189V196H231V197H234L236 200H242V198L243 199H245V198H248V202L250 201H253V206H255V208L257 209L258 207H257V204L256 203H258L256 200L254 201L253 199L251 200V196L254 194L255 196V198H259V197H257L258 195H260V194H263L264 192V190L262 191V193L261 192H257V190H259V189H261L262 188V186H263V182H260L259 181V183L258 184H254L255 186H253V185H251L252 186V188H251V186H250V183L248 182V181H246V182H244L243 180H236V179H234ZM178 181V180H177ZM241 181H243V183L241 182ZM90 182V183H89ZM161 182H158V183H161ZM169 182V181H168ZM185 182V183H184ZM209 182V181H208ZM207 182V183H208ZM210 182H212V181H210ZM209 182V183H210ZM213 182H215V181H213ZM212 182V183H213ZM217 182V181H216ZM248 182V183H247ZM59 183V184H58ZM61 183V184H60ZM68 183H70V185L68 184ZM171 183V182H170ZM170 183H167V184H170ZM232 185H231V184ZM246 183V184H245ZM257 183V182H256ZM243 184H245L244 185V187L245 186H248V188L246 187V188H244L242 185ZM249 184V185H248ZM59 185H60V187H59ZM178 185V184H177ZM185 185V186H184ZM211 185H214V183L213 184H211ZM217 185V184H216ZM259 185H261L260 187H259ZM42 186H40V187H42ZM209 187H211L210 185H208ZM230 188H229V187ZM54 187V188H53ZM176 187V186H175ZM178 187V186H177ZM182 186H181V184L179 185V187L178 188H180L181 189V191L183 192V190H182V188H181ZM239 187V188H238ZM242 187V188H241ZM264 187V186H263ZM45 188V187H44ZM60 188V189H59ZM178 188H175V190H177ZM216 188H217V186H216ZM219 188V187H218ZM254 188V189H253ZM42 189V188H41ZM49 189V190H48ZM163 189V188H162ZM185 189L184 191L187 193V194H189L187 191H190V189ZM207 189V188H206ZM210 189V190H209ZM213 188L211 187V188H208V192H207V195H210L209 196V198L211 199V197H214L216 194V189H215V191H214V189L212 190ZM225 189V190H226ZM231 189V190H230ZM237 189H239V190H237ZM257 189V190H256ZM55 190V191H54ZM97 190L98 191H100L99 190V188L97 187ZM160 190V189H159ZM187 190V191H186ZM226 190V191H227ZM246 190V191H245ZM64 191V192H63ZM90 191V190H89ZM88 191V192H89ZM160 191H161V193H160ZM159 191V196H161V194L162 195H164L165 196V193H163V190H160ZM251 191V192H250ZM260 191V190H259ZM42 192V191H41ZM101 192V191H100ZM255 192V193H254ZM257 192V193H256ZM56 193V194H55ZM73 193V194H74ZM176 193H178V195H181V196H185V194H183V193H181V192H179L178 190H177V192ZM180 193V194H179ZM209 193V194H208ZM243 193V194H242ZM253 193V194H252ZM53 194H55V195H53ZM63 194V195H62ZM71 194V197L69 196ZM87 194V193H86ZM186 194V195H187ZM245 194V197L243 196ZM48 195H49V197H48ZM57 195V196H56ZM65 195V196H64ZM177 195V196H178ZM235 195V196H234ZM236 195H237V197H236ZM68 196V197H67ZM164 196H161V198H164ZM248 196V197H247ZM52 197H53V200H55V201H53L52 200ZM65 197V198H64ZM71 198V200H70V198ZM166 197V196H165ZM180 197V196H179ZM253 196H252V198H254ZM261 197H262V195H261ZM264 197V196H263ZM263 197H262V199H263ZM81 198V197H80ZM83 198V197H82ZM86 198V197H85ZM233 198V199H234ZM250 198V199H249ZM73 199H75V197H73ZM77 199V198H76ZM87 199V198H86ZM165 199V198H164ZM261 198H259V201L261 202V200H262ZM80 200V199H79ZM62 201V202H61ZM49 203V204H48ZM63 203V204H62ZM67 203H68V205H67ZM71 203V204H70ZM82 203V204H81ZM252 204V203H251ZM259 204V203H258ZM45 205V206H44ZM69 205H71L70 207H69ZM90 206V205H89ZM43 207H46V208H43ZM51 207V208H50ZM184 207H186V206H184ZM259 207H262L263 208V205L260 203L259 204ZM50 208V209H49ZM63 208V209H62ZM78 208H76V209H78ZM86 208H88L87 206L85 207V210L86 211H88L89 209H90V211L91 210H95L94 208H92L91 209V207L87 210ZM239 208V207H238ZM41 209V211H42V213H44V212H46L47 213V211L45 210V211H43ZM70 209H72V210H74V211H71ZM78 209V210H79ZM185 209H187V208H185ZM264 209V208H263ZM262 209V210H263ZM239 211H241L240 213L242 214L241 216H240V213H238ZM243 210H239L238 209V211H237V209H236V216L238 217L239 216V219H241V218H243L244 220H245V218H246V221H249L250 219H249V217H250V214L245 210V212L243 211ZM73 212V213H72ZM186 212V210L183 212V213H185ZM198 212H200V211H198ZM58 213V214H57ZM60 213V214H59ZM66 213H68V214H66ZM71 213V214H70ZM75 213V214H74ZM186 213H189L188 211L186 212ZM201 213V212H200ZM245 213V214H244ZM45 214V213H44ZM48 214V213H47ZM56 214V215H55ZM190 214V213H189ZM189 214H187V217H188V215ZM208 214H210L209 212H208ZM208 214H205V215H208ZM212 215H213V213H211ZM239 214V215H238ZM246 214H247V216H246ZM46 215V214H45ZM198 215H200V217H201V215L202 216H204V214H203V211H202V213L201 214H198ZM244 215V216H243ZM57 216H59V217H57ZM190 216V215H189ZM64 217V218H63ZM69 217V218H68ZM71 217V218H70ZM199 217V216H198ZM199 217V218H200ZM206 217V216H205ZM204 217V218H205ZM237 217H235V219L237 218ZM241 217V218H240ZM245 217V218H244ZM57 218H62V219H60V220H64V221H66L67 220V222H62L61 223V221L58 219L57 220ZM73 218H77L76 220L74 219V222H77L76 224L73 222ZM186 218V217H185ZM190 217H188L187 219H185V221L187 222L188 220H189V222L191 221V223H189V222H187V224L188 225H190V227L191 228H193L195 231H196V234L195 235H199L198 237H200V235L201 236H204L203 234H204V231L202 230V228H204V223H206V222H208L206 219H205V221H204V223H203V220L202 219H204L203 217H202V219L200 220L199 218H197V219H195L194 218V220L197 222L198 220H200L199 221V223H193V221L192 220H190L189 219ZM209 218V216L207 217V219ZM81 219V220H80ZM192 219V218H191ZM238 219V218H237ZM236 219V220H237ZM238 219V220H239ZM10 220H11V210H10V205L6 202V201H2V200H0V227H4V226H6V225H8L9 224V222H10ZM71 221H72V224H74L75 225V227H74V225H72L71 224ZM81 221V222H80ZM194 221V222H195ZM242 221V220H241ZM241 221H239L240 223H241ZM70 222V223H69ZM244 222V221H243ZM193 223V224H192ZM209 223H211V222H209ZM209 223H206L205 224V228L204 229H206L208 226H209V228H210V226L212 225V223H211V225H208ZM31 224H33V226H34V224H37V222H35L33 219L31 220ZM57 225H58V223H57ZM61 226V225H60ZM63 226H61L62 227V229L64 228ZM72 226V227H71ZM79 228V226H82V227H84V229L86 228V231H84V229L82 228V230L80 231L77 227ZM76 228V229H74V228ZM104 229L102 228L101 229V231L103 232V233H105L104 235L107 237V232L109 231V229H108V227L107 226H105L104 225ZM106 227H107V230H106ZM195 227H197V229L195 228ZM191 228H189V226H187V231H186V233L189 231V230H191L190 232H192V230L193 229H191ZM70 229V230H69ZM74 229V230H73ZM169 229H171V228H169ZM208 229V228H207ZM206 229V230H207ZM241 229V228H240ZM243 229V228H242ZM76 230H79V232L78 231H76ZM104 230V231H103ZM106 230V231H105ZM193 230V231H194ZM205 230V231H206ZM244 230V229H243ZM68 231H69V233H68ZM84 231V232H83ZM208 231V230H207ZM206 231V232H207ZM85 232H86V234H85ZM205 232V233H206ZM263 232V231H262ZM79 234V235H81V236H79V235H77V234ZM81 233V234H80ZM88 233V234H87ZM241 234H243V233H245L244 231L242 232H240ZM260 232H258L257 233V235L259 234ZM72 234H74V235H72ZM84 234H85V236L88 238H86V239H84V238H82V236L83 237H85L84 236ZM89 234H90V236H89ZM206 235V234H205ZM71 236V237H70ZM73 236H75L74 237V240H73ZM79 236V242H78V240L76 239L75 240V238H77V237ZM176 235H173L172 236V238L174 237L175 239H172V242H171V245H169L170 243H167L168 244V246H170L169 248L168 247H166L165 246V244H162V245H164L165 247H164V251L163 250H161L162 251V253L163 252H165V250L168 248V250L164 253V254H166L167 253V255H168V257H166V259L167 260H165V262L164 263H166V261H168V259H170V255H171V253L172 252H174V249L175 248H173V247H179L180 245H179V243H178V241H179V239L180 238H183V239H185V233H184V235H179L178 237H179V239H176V238H178V237H175ZM184 236V237H183ZM240 237H242V238H239L237 241L239 242V244H240V247L239 248H237V249H233V250H230V252L227 254V255H225V256H223V258H224V260H225V262H227L228 264H234V262H236V264H237V261H243V260H241V259H245V256L244 255H246V254H248V255H253V254H255L256 253V251L254 250V246L255 245H259V242L262 244H264V233H260L258 236H255V238H252L250 235H246V236H240ZM90 238V239H89ZM83 239V240H82ZM255 239V240H254ZM92 241V243L91 242H89V241ZM112 241V239H110L109 238V241ZM181 240V239H180ZM257 240V241H256ZM76 241H77V243H76ZM82 241V242H81ZM84 241H85V243H84ZM32 242V241H31ZM159 242V241H158ZM158 242H156L155 244H156V246H158ZM182 243L181 244H183V242L184 241H181ZM73 243V244H72ZM78 244V245H76V244ZM95 244V246H94V244ZM98 243V244H97ZM178 243V244H177ZM258 243V244H257ZM70 244V245H69ZM82 244V245H81ZM90 244V245H89ZM185 244V243H184ZM183 244V245H184ZM260 244V245H261ZM70 246L71 247V249H70V247H67V246ZM73 245H74V247H73ZM84 245V246H83ZM89 245V246H88ZM98 245V246H97ZM176 245H179V246H176ZM183 245H181L179 248L180 249H182L183 248V250L181 251V252H184V254H185V258L184 259H182L180 256H181V253H180V256H179V253L176 251V252H174L175 253V257H171V261L169 260L168 262H167V264H181V260L183 261H185L186 263H189V260L191 261V259H195V258H188V260L186 261L185 259H187V255H190L191 254V252L189 251L190 249H187L186 247H185V245L183 246ZM77 246H80L81 248H79V247H77ZM83 246V247H82ZM93 248H92V247ZM183 246V247H182ZM186 246H188L187 244H186ZM32 251H31V259L34 257V254H33V244H32ZM73 247V248H72ZM87 247H89V248H87ZM160 247V246H159ZM162 248H163V246H161ZM186 248V250L187 251H184L185 250V248ZM261 247H262V245H261ZM68 248V249H67ZM75 248V249H74ZM179 248H177L178 249V251H179ZM188 248H190L189 246H188ZM77 249V250H76ZM93 249H95V251L94 252H96V253H94V252H91V251H93ZM100 250V252H99V250ZM172 249H173V251H172ZM191 251H192V253H194L197 257H198V255H200L198 258H196V259H201V258H203V256L205 255V254H203L201 251H200V249H199V251L197 250V249H195V251H193L194 249L191 247ZM71 252H70V251ZM73 250V251H72ZM78 251L77 253H76V251ZM134 250V249H133ZM171 250V251H170ZM196 250L198 251V253L196 252ZM262 251H264V245H263V249H261ZM260 250V251H261ZM89 251V252H88ZM129 251H131V250H129ZM142 251H143V249L141 248V250L139 251V252H137V251H131L130 252V254H131V256H134V255H139V253L140 254H142ZM190 253H189V252ZM261 251V252H262ZM82 252V253H81ZM110 252V253H109ZM108 252V254L106 253V255H109V256H107V257H109L108 259H113V256H110V255H113V253H111V251H109ZM187 252L189 253V254H187ZM79 253V254H78ZM92 253H94L95 255H93ZM176 253H178V254H176ZM197 253V254H196ZM200 253V254H199ZM203 254V256H201L202 254ZM230 253L232 254V255H230ZM87 254H92V256H86ZM164 254H162L163 255V257H164ZM173 254V253H172ZM78 255H80V256H78ZM82 255V256H81ZM83 255H85V257H84V259L83 258H81V257H83ZM97 255V256H96ZM105 255V256H106ZM178 255V256H177ZM193 255V254H192ZM195 255H193V256H195ZM33 256V257H32ZM66 256V257H65ZM93 256H94V258H93ZM145 256H147V255H142V256H139V258L140 257H145ZM149 256V255H148ZM172 256H174V255H172ZM179 258H177V257ZM184 256V255H183ZM191 256V255H190ZM206 256V255H205ZM263 256V257H262ZM262 256H260V259L261 258H264V255L262 254ZM89 257V258H88ZM98 257H99V259H98ZM151 257V256H150ZM150 257H149V259H147V257H146V259L148 260H146L147 261V263L149 262V264H151L150 263V261H153L152 259H150ZM162 257V259H164ZM189 257V256H188ZM133 258H136L135 256L133 257ZM133 258H131V259H133ZM47 258H45V260H44V262H47L48 261V259L46 260ZM80 261H79V260ZM83 259V260H82ZM102 259V258H101ZM131 259H127V261L128 260H131ZM137 259H138V257H137ZM140 259H142V258H140ZM145 259V258H144ZM203 259H205V257L203 258ZM209 259V260H208ZM213 259V260H212ZM215 259V257H211L210 255H209V258H207V260L206 261H208L209 263L210 262H213V261H215L214 260ZM82 260V261H81ZM135 260V259H134ZM150 260V261H149ZM212 260V261H211ZM62 261V260H61ZM96 260H94V261H92L91 260V264H93L94 262H95ZM126 261V260H125ZM133 261V260H132ZM136 261V260H135ZM134 261V262H135ZM138 261V260H137ZM146 261L144 260L143 261V259L141 260V261H138V262H140V263H143V264H145L146 263ZM173 261V262H172ZM180 261V262H179ZM184 261H183V263L182 264H186V263H184ZM238 262V264H240V263H242V262ZM93 262V263H92ZM97 262V261H96ZM95 262V263H96ZM99 262V261H98ZM97 262V263H98ZM207 262V263H208ZM244 262V261H243ZM264 262V261H263ZM62 263H63V261H62ZM191 263H195V262H191ZM190 263V264H191ZM196 263H198V262H196ZM195 263V264H196ZM215 263V262H214ZM214 263H212V264H214ZM163 264V263H162ZM211 264V263H210ZM243 264V263H242ZM264 264V263H263Z\"/></svg>",
	"mask_w": 264,
	"mask_h": 264
},
{
	"label": "crops",
	"instance_id": "3",
	"mask_svg": "<svg viewBox=\"0 0 264 264\" xmlns=\"http://www.w3.org/2000/svg\"><path fill=\"white\" fill-rule=\"evenodd\" d=\"M141 68L140 62L129 59L117 65L113 125L122 130V134L115 135L120 140L119 147H111L112 150L106 153L105 166L95 179L100 191L113 197H121L125 193L128 177L139 162L137 148L143 142L139 136L165 141L172 127L174 104L169 94L174 71L168 47L154 46L149 69L146 72ZM232 131L229 126L208 123L204 130L206 146L225 152L234 150L240 156L251 155L250 143L233 141ZM30 133L29 125L0 119V135L28 137ZM196 133L203 132L198 130Z\"/></svg>",
	"mask_w": 264,
	"mask_h": 264
}]
</instances>
